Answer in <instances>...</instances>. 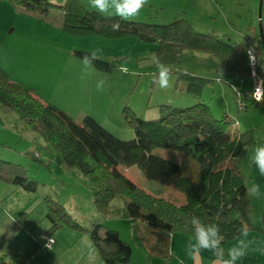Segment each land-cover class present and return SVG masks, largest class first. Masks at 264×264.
Wrapping results in <instances>:
<instances>
[{"label": "rangeland", "instance_id": "1", "mask_svg": "<svg viewBox=\"0 0 264 264\" xmlns=\"http://www.w3.org/2000/svg\"><path fill=\"white\" fill-rule=\"evenodd\" d=\"M46 1L56 6L71 2ZM74 1L94 11L88 0ZM62 17L57 7H51L45 16H40L9 1H0V68L7 78L70 114L75 121L81 119L78 115L84 110L94 113V119L121 140L134 137L127 113L150 121L159 117L160 105L181 108L198 102L208 105L215 119L227 120L230 133L242 134L245 139L235 165L246 188L252 182L260 185V197H249L248 216L254 227L264 230V176L251 164L254 150L264 145V104L251 101L255 86L252 69L256 63L247 56L249 44L242 52L243 75L224 69L209 54L185 52L178 61L164 63L172 75L170 86L161 89L153 83L158 73L152 63L158 47L156 42L142 41L131 35L109 39L74 34L62 27ZM176 18L189 22L197 33L212 34L236 45L245 43L247 37L264 61V0H148L140 14L127 21L167 25ZM96 49L101 50L98 60L113 66L110 71L96 67L84 69L80 58L73 55ZM87 72L90 75H85ZM179 72L206 79L197 98L187 91L186 81L177 78ZM99 80L106 82L103 90L97 89ZM236 97L245 108H238ZM153 154L175 163L181 159L180 153L171 150L155 149ZM0 157L21 165L27 177L36 182V190L28 192L0 180V226L9 224L7 231L0 235V264L18 263L28 253L26 264L94 263V248L87 231L61 227L50 233L55 247L53 244L48 250L42 246L51 227L46 214L52 201L60 204L70 218L85 229L101 223L116 231L132 248L129 264H145L141 248L144 239L149 240L156 229L125 217L121 211L122 200L111 202L106 215L97 213L89 180L76 169L64 167L60 154L32 132L14 111L4 112L1 108ZM120 170L144 192L169 199L178 206L185 203L183 194L147 180L137 167ZM263 230H249V236L264 241ZM257 258L258 264H264V255L252 257ZM247 259L249 257H244L237 264L243 261L248 264Z\"/></svg>", "mask_w": 264, "mask_h": 264}, {"label": "trees", "instance_id": "2", "mask_svg": "<svg viewBox=\"0 0 264 264\" xmlns=\"http://www.w3.org/2000/svg\"><path fill=\"white\" fill-rule=\"evenodd\" d=\"M6 1L40 16H45L51 7H57L63 13L62 27L74 34L109 39L131 35L142 41L156 42V56L163 63L176 62L185 52L206 53L229 72L243 75L242 52L246 45L251 44L256 55L255 77L263 80L264 89V61L258 48L247 37L245 43L236 45L212 34L197 33L182 18H176L167 25L125 21L87 10L74 0L63 6L46 0ZM118 21L120 29L113 31L112 25ZM84 53L74 52V55L81 58ZM94 67L106 72L113 68L101 60H97ZM177 75L178 79L186 81L187 91L197 98L206 79L183 72ZM260 103L264 104V93ZM0 108L4 112L14 111L32 132L39 134L60 154L64 167L76 169L89 180L96 211L101 215H106L111 202L122 200L124 206L121 211L128 219L160 229L166 236L177 232L190 238L192 233L185 231L184 225L190 223L192 216H197L205 224L220 226L225 238L224 247L239 235L241 228L263 230L254 227L249 220L247 188L235 165L246 144L245 139L242 134L230 133L227 120L215 119L204 103L198 102L186 108L160 105L159 117L150 121L130 115L125 108L134 137L121 140L88 114L75 121L64 111L36 97L29 89L11 82L0 68ZM155 149L178 152L181 159L178 163L166 160L153 154ZM132 166L137 167L147 180L183 194L185 203L178 206L169 199L144 192L120 170ZM0 180L28 192L36 190V182L27 177L21 165L1 157ZM46 218L51 227L45 239L51 238L50 233L61 227L87 231L92 247L104 264H129L132 248L120 239L116 231L101 223L85 229L53 201ZM144 241L149 243L147 238ZM165 243L164 239L158 238L156 243H151V252L163 254ZM29 255L22 256L15 264H26Z\"/></svg>", "mask_w": 264, "mask_h": 264}, {"label": "clouds", "instance_id": "3", "mask_svg": "<svg viewBox=\"0 0 264 264\" xmlns=\"http://www.w3.org/2000/svg\"><path fill=\"white\" fill-rule=\"evenodd\" d=\"M147 3L148 0H88L89 7L98 14L114 15L125 21L138 16ZM119 29L118 21L112 25V30L118 31ZM100 51V49H96L82 55L80 60L84 69L94 67L95 62L99 59ZM152 63L158 69L153 83L161 89H167L170 86L171 70L155 54L152 57ZM85 75H90V73L87 72ZM105 83L104 80H99L96 85L97 89L103 90ZM255 99L258 103L262 100L259 89L256 91ZM251 164L254 165L260 176H264V145L258 146L254 150ZM246 192L249 197L259 198L261 195L260 185L252 182ZM7 225L9 224L0 226V235L7 231ZM184 229L185 231L190 230L192 233L187 244L189 256L199 254L201 251H209L215 257V264H237L238 261L250 254L264 255V241L251 238L246 228H241L235 243L227 249L223 244L225 238L221 234L220 226L216 223L205 224L199 217L192 216L190 223L184 225Z\"/></svg>", "mask_w": 264, "mask_h": 264}, {"label": "crops", "instance_id": "4", "mask_svg": "<svg viewBox=\"0 0 264 264\" xmlns=\"http://www.w3.org/2000/svg\"><path fill=\"white\" fill-rule=\"evenodd\" d=\"M264 73V70H263ZM264 76V74H263ZM264 93V90H263ZM89 114L93 118H95L94 113L84 110L81 114H79L78 118H82L84 115ZM70 115V114H69ZM71 116V115H70ZM73 118V116H72ZM77 118V117H74ZM96 119V118H95ZM80 120V119H78ZM35 155V153H34ZM33 155V156H34ZM155 231V230H153ZM164 239L166 241L165 245L162 246L163 254L151 252L150 248L154 243H156L157 239ZM150 240V241H149ZM148 244L144 243L143 247L140 246L141 251L143 252V256L145 257V264H215V257L209 251H201L199 254H195L193 256H189L187 254V244L190 240V237L182 234V233H171L168 236L164 235L160 229H156L154 234L149 237ZM234 240H229L226 245L225 249L229 247V245L234 244ZM140 241V240H139ZM152 243V245H151ZM231 243V244H230ZM142 244V243H141ZM56 243L54 244L55 247ZM140 245V244H139ZM258 257V255H256ZM92 257L94 259L93 264H104L101 259L99 258L97 252L93 249ZM249 257L248 264H258L257 260H253L252 257L255 258V254H250L246 256ZM245 261H243V264ZM132 264V262L130 263Z\"/></svg>", "mask_w": 264, "mask_h": 264}, {"label": "built area", "instance_id": "5", "mask_svg": "<svg viewBox=\"0 0 264 264\" xmlns=\"http://www.w3.org/2000/svg\"><path fill=\"white\" fill-rule=\"evenodd\" d=\"M248 47H249V49L247 51V56H248L249 59L252 57L254 63H256V55H255L254 48H253V46H251V44H249ZM250 65L253 67L252 63H250ZM252 74H253V76L255 78V86H254V89L251 92L250 96H251V101L252 102H257L256 99H255V94H256L257 89H259L260 95L262 96V99H263V90H264L263 89V80L261 78H259V77H255L256 73H255V68L254 67L252 69ZM235 99H236V103H237L239 109L245 108V105L239 100L238 97H236ZM53 244H54V240L52 238H46L44 240V242L42 243V246L44 248L48 249V250H51Z\"/></svg>", "mask_w": 264, "mask_h": 264}, {"label": "water", "instance_id": "6", "mask_svg": "<svg viewBox=\"0 0 264 264\" xmlns=\"http://www.w3.org/2000/svg\"><path fill=\"white\" fill-rule=\"evenodd\" d=\"M259 19H260V15H259ZM259 35L262 38V30H261V26H259Z\"/></svg>", "mask_w": 264, "mask_h": 264}]
</instances>
